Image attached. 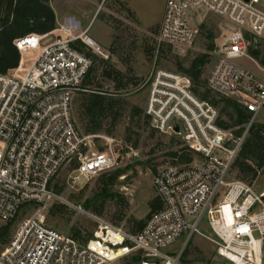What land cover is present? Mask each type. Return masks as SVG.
<instances>
[{
	"label": "built area",
	"instance_id": "obj_1",
	"mask_svg": "<svg viewBox=\"0 0 264 264\" xmlns=\"http://www.w3.org/2000/svg\"><path fill=\"white\" fill-rule=\"evenodd\" d=\"M204 13L222 21L206 88L245 111L242 133L236 136L218 125L219 109L195 95L189 77L153 70L145 83L143 112L158 133L178 137L183 145L178 156L189 152L191 160L180 163L174 156L154 176L161 208L140 230L101 225L92 244L49 227L44 212L58 199L50 183L70 163L75 165L74 180L106 173L117 164L111 151L96 149L98 141L111 140L83 133L73 116L74 99L86 91L93 66L88 53L104 61L110 54L74 16L63 18L51 32L13 41L19 64L0 74V230L24 208L38 209L0 252V264H119L111 259V248L121 243L136 250L132 259L137 264H183L189 239L203 237V218L213 234L205 238L220 258L228 264H264V189L256 191L255 181L232 175L240 148L264 111V0H165L156 54L163 46L191 48L201 35ZM254 40L257 56L250 53ZM29 51L39 53L24 66L22 55ZM242 59L255 70L239 64ZM185 232L188 237L178 253L162 251Z\"/></svg>",
	"mask_w": 264,
	"mask_h": 264
},
{
	"label": "rangeland",
	"instance_id": "obj_2",
	"mask_svg": "<svg viewBox=\"0 0 264 264\" xmlns=\"http://www.w3.org/2000/svg\"><path fill=\"white\" fill-rule=\"evenodd\" d=\"M56 16V26L63 18L62 13L74 16L85 26L90 27V35L106 51L110 58L108 63L123 76L122 87L116 90V76H101L102 66L96 63L93 83L88 87H100L109 94L119 95L123 104L104 119L100 135L111 140L96 143L97 150L111 151L117 158V164L107 171L108 176L115 170L123 173L111 185L115 198L93 201L91 208L86 204L94 199L102 188L103 174L89 179L74 180L70 163L64 167L52 181L53 192L56 189L57 200L52 201L44 212L45 223L49 227L67 235L75 236L80 243L96 242L98 227L115 225L124 231H138V223L144 222L150 211L149 203L156 198L152 181L157 172L172 163L173 153H178L183 145L178 137L158 133L151 120L144 118L143 108L146 99V80L156 69L178 71V64L189 67L191 61L202 55H209V62L202 69L201 85L197 90L206 89L209 73L216 61L215 53L207 51L208 41L205 33L212 31L216 38L221 36L222 21L210 14L200 16L201 35L191 48L163 46V55L156 54L155 37L163 15L165 0H48ZM230 29L229 26H225ZM214 43H216L214 41ZM264 47V46H263ZM38 51H29L22 55L24 66L31 63ZM239 64L255 70L248 60L242 59ZM180 73V72H179ZM194 88L196 86L194 85ZM100 90V89H97ZM82 96L77 95L73 102V116L80 131L84 133L87 119L83 115ZM142 113L136 114L135 110ZM135 113V115H133ZM222 117V116H221ZM222 119H225L222 117ZM257 126L264 127V111L257 117ZM106 144V145H105ZM254 166V165H253ZM256 176L240 175L233 167L232 175L241 176L246 181H255L256 191L264 189V165L256 169ZM37 206L24 208L9 227L7 242L0 245V252L11 242L22 222L37 211ZM96 210H101L100 214ZM202 236L193 235L185 245L181 262L183 264H228L216 253L215 246L205 237H212L206 219L199 225ZM187 232L171 247L162 250L165 254L178 253L187 240ZM112 260L119 264H137L132 257L134 249L127 243L115 248ZM264 254V247H263ZM127 256V260L123 259Z\"/></svg>",
	"mask_w": 264,
	"mask_h": 264
},
{
	"label": "trees",
	"instance_id": "obj_3",
	"mask_svg": "<svg viewBox=\"0 0 264 264\" xmlns=\"http://www.w3.org/2000/svg\"><path fill=\"white\" fill-rule=\"evenodd\" d=\"M55 22V13L50 7L48 0H0V74H5L9 70L16 68L19 64L20 54L13 45L15 39L22 38L31 33L45 34L51 32L55 29ZM201 28L204 27L201 26ZM205 34V38L208 41L206 48L208 52H211L214 48L215 36L212 31H208ZM168 50H171V47H168ZM159 52L163 55L164 51L160 50ZM88 55L93 59V66L84 82L86 91L79 94L83 97L82 111L87 119L84 133L99 134L102 131L104 119L108 118L109 114H112V112L120 108L123 101L119 95L109 94L103 88L98 87L96 90L88 88L93 83V73L95 72L96 63L102 66V77L110 79L113 75L116 76V90H119L123 86V76L120 72L113 69L108 61H104L90 53ZM208 62L209 55L202 54L194 58L189 67L184 68L181 64H178L177 68L180 73L191 79L193 91L198 98L209 102L219 109L220 119L218 125L226 130L232 129L234 134L239 136L242 133L244 124L248 120V115L245 111L233 100L213 94L207 88H204L203 92L197 90V87L201 85L200 77L202 69ZM194 85L196 88H194ZM135 111L139 115L142 113L141 110L136 109ZM221 116L225 119H222ZM144 118L147 121L150 120L145 114ZM254 127L250 130L249 135L243 142L233 164V167L238 170L240 175L252 174L253 177L256 176L254 167L260 169L264 165V138L261 135L253 134ZM260 127L264 129V127ZM172 155L173 157L178 156V153L176 152ZM178 158L180 163H188L191 160V153L183 152ZM74 168L75 165L72 166V169ZM122 173L121 170H115L107 177L103 174L102 177L105 179L102 181V188L96 198L87 202L86 208H91L94 203L93 201L115 198L116 194L112 193L110 188ZM237 177L243 179L241 176ZM49 188L53 190L52 183H50ZM54 193L58 194L59 190L56 189ZM149 208L151 211L149 215L159 210L161 208L160 200L156 197L149 203ZM96 213L100 214L101 210H96ZM144 222L138 223V230L142 228ZM11 224L0 230V245L7 242V233Z\"/></svg>",
	"mask_w": 264,
	"mask_h": 264
},
{
	"label": "water",
	"instance_id": "obj_4",
	"mask_svg": "<svg viewBox=\"0 0 264 264\" xmlns=\"http://www.w3.org/2000/svg\"><path fill=\"white\" fill-rule=\"evenodd\" d=\"M250 53L253 56H257L259 54L256 40H254L253 43H252V47L250 49ZM175 130L177 131V129H175ZM253 134L261 135L264 138V129H262L260 126H255L254 130H253Z\"/></svg>",
	"mask_w": 264,
	"mask_h": 264
},
{
	"label": "crops",
	"instance_id": "obj_5",
	"mask_svg": "<svg viewBox=\"0 0 264 264\" xmlns=\"http://www.w3.org/2000/svg\"><path fill=\"white\" fill-rule=\"evenodd\" d=\"M62 16H67V15H65V13H62ZM56 17V16H55ZM56 27V26H55ZM31 34H35V33H31ZM28 35H30V34H28ZM24 62V61H23Z\"/></svg>",
	"mask_w": 264,
	"mask_h": 264
}]
</instances>
